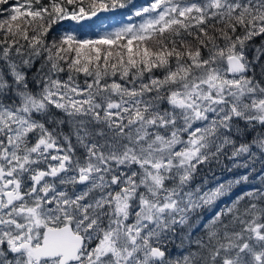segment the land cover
<instances>
[{
	"label": "snow or ice",
	"instance_id": "snow-or-ice-1",
	"mask_svg": "<svg viewBox=\"0 0 264 264\" xmlns=\"http://www.w3.org/2000/svg\"><path fill=\"white\" fill-rule=\"evenodd\" d=\"M0 0V264H264V0Z\"/></svg>",
	"mask_w": 264,
	"mask_h": 264
},
{
	"label": "trees",
	"instance_id": "trees-1",
	"mask_svg": "<svg viewBox=\"0 0 264 264\" xmlns=\"http://www.w3.org/2000/svg\"><path fill=\"white\" fill-rule=\"evenodd\" d=\"M147 3L148 0H133V4L129 8L120 10L116 15L106 14L104 17H100L91 27L90 32H100L116 24L118 26V22L124 20L134 8L145 6Z\"/></svg>",
	"mask_w": 264,
	"mask_h": 264
},
{
	"label": "water",
	"instance_id": "water-1",
	"mask_svg": "<svg viewBox=\"0 0 264 264\" xmlns=\"http://www.w3.org/2000/svg\"><path fill=\"white\" fill-rule=\"evenodd\" d=\"M106 14H101V17L105 16Z\"/></svg>",
	"mask_w": 264,
	"mask_h": 264
},
{
	"label": "bare ground",
	"instance_id": "bare-ground-1",
	"mask_svg": "<svg viewBox=\"0 0 264 264\" xmlns=\"http://www.w3.org/2000/svg\"><path fill=\"white\" fill-rule=\"evenodd\" d=\"M115 26H117V24Z\"/></svg>",
	"mask_w": 264,
	"mask_h": 264
}]
</instances>
